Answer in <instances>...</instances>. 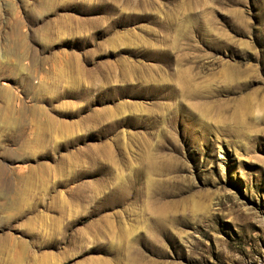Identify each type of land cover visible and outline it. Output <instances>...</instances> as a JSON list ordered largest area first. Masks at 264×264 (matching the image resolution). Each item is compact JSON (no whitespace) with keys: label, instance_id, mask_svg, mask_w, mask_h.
I'll return each instance as SVG.
<instances>
[{"label":"rangeland","instance_id":"obj_1","mask_svg":"<svg viewBox=\"0 0 264 264\" xmlns=\"http://www.w3.org/2000/svg\"><path fill=\"white\" fill-rule=\"evenodd\" d=\"M0 264H264V0H0Z\"/></svg>","mask_w":264,"mask_h":264}]
</instances>
